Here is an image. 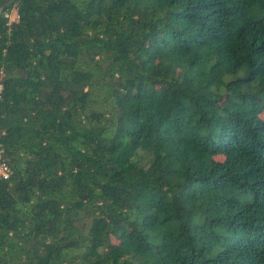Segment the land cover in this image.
<instances>
[{
    "label": "trees",
    "instance_id": "1",
    "mask_svg": "<svg viewBox=\"0 0 264 264\" xmlns=\"http://www.w3.org/2000/svg\"><path fill=\"white\" fill-rule=\"evenodd\" d=\"M0 84V264H264V0H0Z\"/></svg>",
    "mask_w": 264,
    "mask_h": 264
},
{
    "label": "built area",
    "instance_id": "2",
    "mask_svg": "<svg viewBox=\"0 0 264 264\" xmlns=\"http://www.w3.org/2000/svg\"><path fill=\"white\" fill-rule=\"evenodd\" d=\"M3 16L8 19V22L15 20L16 17H17L15 15L14 18L10 19L8 13H4ZM0 90H1V84H0ZM1 153H2V149H1V146H0V177L5 179V178L8 177V175L10 173V170H9L8 166L5 164V162L2 160Z\"/></svg>",
    "mask_w": 264,
    "mask_h": 264
},
{
    "label": "rangeland",
    "instance_id": "3",
    "mask_svg": "<svg viewBox=\"0 0 264 264\" xmlns=\"http://www.w3.org/2000/svg\"><path fill=\"white\" fill-rule=\"evenodd\" d=\"M8 15H9V18H10V19H11V18H14L15 15H16L15 10L12 9V10L8 13ZM226 78H230V76H227ZM253 87H254V86H253ZM259 116H260L261 118H264V111H263L261 114H259ZM214 158L217 159V160H221V159H222L221 156H215ZM238 199H239L240 202H244L245 200H247V199H249V198H248V197H244V196H239Z\"/></svg>",
    "mask_w": 264,
    "mask_h": 264
}]
</instances>
